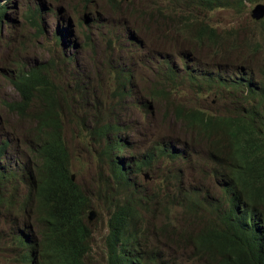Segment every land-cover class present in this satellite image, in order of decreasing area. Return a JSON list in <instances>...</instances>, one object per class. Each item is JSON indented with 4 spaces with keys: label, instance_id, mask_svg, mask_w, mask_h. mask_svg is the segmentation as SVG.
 Instances as JSON below:
<instances>
[{
    "label": "rangeland",
    "instance_id": "1",
    "mask_svg": "<svg viewBox=\"0 0 264 264\" xmlns=\"http://www.w3.org/2000/svg\"><path fill=\"white\" fill-rule=\"evenodd\" d=\"M121 2L125 4L119 9L111 6ZM181 3V7L191 4L189 0H181ZM259 3L264 4V1ZM259 3H246V9L232 5L198 14L208 19L221 34L233 28L238 30L241 42L258 41L264 38V27L253 22L251 12ZM8 4L0 27V156L4 142L12 145L0 162L2 171L6 169L16 174L23 184L18 191L12 184L6 188L7 197L14 191L18 195L15 194V209L0 213V264L18 261L15 256L18 250L11 247L12 234L17 235V231L36 242L41 240L37 203L34 195L26 194L28 179L37 180L40 168V140H36L33 133L38 124H25L19 115L7 110L6 104L20 100L13 85L16 77L45 64H50L51 78L61 91L62 84L65 95L71 90L69 104L62 103L63 135L70 153L71 175L90 197L94 212L90 221L85 218L92 232L90 264H106L103 240L107 234L109 204L105 200H111L107 194H114L115 188L109 167L104 159L100 160L99 154L103 146L115 138L125 147L114 154L120 162L127 163L128 168H133L131 163L140 160L154 144H170L181 154L177 162L158 161L148 171L130 173L129 181L141 192L158 194L163 202L160 209L151 206L149 214L143 216L147 221L149 244L154 245L168 264H195L192 246L185 249L181 247L183 242L178 247L170 242L172 228L182 230L188 225L181 208L175 205L177 193L167 176L172 174L181 179L184 191L200 187L208 198H217L214 182L205 177L215 164L209 159L210 149L202 134L184 120L175 118L173 106L212 117L232 115L261 104L264 107L263 100L258 103L260 94L264 93V53L233 52L217 57L214 48L197 44L185 34H176L166 46L165 30L161 28L171 25L176 29L177 22L161 21L155 10L157 6L174 8L175 4L167 0H10ZM130 4L141 14L129 11ZM86 17L88 23L83 22ZM40 26L42 32H39ZM58 35H61L59 42ZM170 67L175 71V78L167 79ZM119 70L132 75L131 93L125 97L115 91ZM209 75L215 77V84L216 75L222 81L244 76L255 84V96L244 102L239 95L232 96L215 84L211 88L205 85V89L197 92L191 78ZM163 83L170 91L168 99L153 97L150 90ZM96 116L120 129L110 131L102 140L93 139ZM26 198L31 201L23 210ZM118 199V196L114 198L112 205ZM168 218L171 225L165 235L169 239H159L156 243L149 232H154ZM176 235L186 239L188 231L184 229Z\"/></svg>",
    "mask_w": 264,
    "mask_h": 264
},
{
    "label": "trees",
    "instance_id": "2",
    "mask_svg": "<svg viewBox=\"0 0 264 264\" xmlns=\"http://www.w3.org/2000/svg\"><path fill=\"white\" fill-rule=\"evenodd\" d=\"M261 1L264 0H189L192 5L183 10L181 0H174L176 9L171 18H177L176 22L182 25L180 32L192 35L197 44L217 48V57L233 52L264 53V38L241 42L238 30L231 28L221 34L197 14L232 5L246 9V3ZM6 12L7 5L0 4V26ZM169 18L163 17V20ZM83 22L88 23V17ZM253 22L264 27V21ZM35 25L39 27L36 20ZM51 70L50 64H45L19 74L13 85L20 100L6 104L7 110L19 115L26 121L25 124H38L33 133L36 140H40L38 177L35 181L28 179L26 194L34 195L37 203L41 240L36 242L20 231L16 232L17 235L12 234L11 247L18 250L15 255L18 261L14 264H90L92 232L85 218L92 210L91 200L71 178L70 153L63 135L62 103L69 104L71 90L65 95L64 85L61 91L51 78ZM168 71L167 79L175 78L172 67ZM116 74V93L120 97L128 96L132 75L120 70ZM204 76L191 78L197 92L205 89V85L211 88L215 84L213 75ZM215 85L232 96L239 95L244 102L255 96V84L244 76L222 81L216 75ZM166 88L167 85L160 84L150 90V94L168 99L170 91ZM74 91L78 94L76 89ZM260 96L258 103H263L264 93ZM261 105L216 117L173 106L175 118L184 120L190 128H197L202 134L210 149L209 159L215 164L205 177L214 182L217 198H208L200 187L184 191L181 179L172 174L167 176L168 183L177 193L175 205L181 208L188 225L184 228L188 231L186 239L176 235L184 229L174 227L170 232V242L175 247L183 242L181 247L185 249L192 246L195 264H264V107ZM96 117L93 139L102 140L110 131L120 129L116 124ZM11 145L9 141L3 143L0 159ZM124 147L115 138L107 142L99 154L100 160L104 159L109 167L115 188L114 194H107L111 200H105L109 204L107 234L103 240L106 264H168L162 260L154 245L147 241V221L143 219L145 214H149L151 206L162 207V199L158 194L148 195L132 186L129 175L136 171H148L158 161L177 162L181 154L170 144H154L140 160L131 163L133 168H128V164L120 162L114 154V151L120 152ZM1 168L0 162V213L4 214L15 209V194L18 195L14 191L7 197L8 184L14 185L18 191L23 182L16 174ZM117 196L119 199L112 205ZM30 201L26 198L21 209L25 210ZM169 225L171 220L168 218L154 232H149L156 243L159 239H169L165 235ZM204 259L205 263L202 262Z\"/></svg>",
    "mask_w": 264,
    "mask_h": 264
},
{
    "label": "clouds",
    "instance_id": "3",
    "mask_svg": "<svg viewBox=\"0 0 264 264\" xmlns=\"http://www.w3.org/2000/svg\"><path fill=\"white\" fill-rule=\"evenodd\" d=\"M9 1L10 0H6V2H3V3H1L0 2V4L1 5H4V4H6L7 5V11H8V8H9ZM89 1V0H88ZM91 1V0H90ZM167 2L169 3V4H176L175 2H174V0H167ZM122 4H125V3H123V2H121V3H119V4H111V6L114 8V9H119V7L122 5ZM260 4V3H259ZM262 4V3H261ZM192 4H188V5H186V6H183V7H181L183 10H186L188 7H190ZM130 7H131V9H129V11H133L134 13L136 12V13H138V14H141L140 12H138L137 10H135L134 8H133V5L132 4H130ZM176 9V5H175V7L174 8H167V7H163V8H161V7H159V6H157L156 7V10H155V12H156V14L158 15V16H160L161 17V21H164L163 20V17H170L169 19H165V20H168V21H171L172 23H175L176 22V20H177V18H171V17H173V14L172 13H174V10ZM181 9V10H182ZM38 11V10H37ZM211 13V12H210ZM198 14V13H197ZM6 15H7V12H6ZM6 15H5V17H4V21H5V18H6ZM171 15V16H170ZM199 15V14H198ZM149 17H152V16H154V15H148ZM201 16V15H200ZM142 18V17H141ZM202 18L207 22V23H210L209 21H208V19H206L205 17H203L202 16ZM3 21V22H4ZM253 21H255V20H253ZM262 21V20H261ZM256 22H260V21H256ZM159 23V22H158ZM3 24V23H2ZM211 25V24H210ZM2 26V25H1ZM0 26V27H1ZM212 27H214L213 25H211ZM182 28V25H180L178 22H177V27H176V29L173 27V26H171V25H165V26H163L161 29H164L165 30V40H166V46H167V44H168V42H170V38H174L175 37V35L176 34H184L183 32H180V29ZM215 29H217L216 27H214ZM40 29H42L41 28V26H40ZM177 30H178V32H177ZM39 32H42V31H39ZM186 36H188L189 37V39L191 40V41H194V42H196L194 39H193V37H192V35H190V34H185ZM158 37H160L159 35H158ZM58 38H60L59 39V41L61 40V35L59 36H57L56 37V40H57V42H59L58 41ZM160 42H161V44H162V46H163V41H162V38L160 37ZM200 47V46H199ZM215 50H216V52H217V48H214ZM62 66H64V63H62ZM168 90V89H167ZM169 91V90H168ZM162 97V96H161ZM71 178H72V180H74L73 179V176L71 175ZM90 212H93V210H90L89 212H88V214H87V218L89 217V213ZM93 214H94V212H93ZM16 255V254H15Z\"/></svg>",
    "mask_w": 264,
    "mask_h": 264
},
{
    "label": "water",
    "instance_id": "4",
    "mask_svg": "<svg viewBox=\"0 0 264 264\" xmlns=\"http://www.w3.org/2000/svg\"><path fill=\"white\" fill-rule=\"evenodd\" d=\"M252 19L255 21H261L264 20V4H257L252 12H251ZM94 214L93 212L89 213L88 220L90 221L93 218Z\"/></svg>",
    "mask_w": 264,
    "mask_h": 264
},
{
    "label": "bare ground",
    "instance_id": "5",
    "mask_svg": "<svg viewBox=\"0 0 264 264\" xmlns=\"http://www.w3.org/2000/svg\"><path fill=\"white\" fill-rule=\"evenodd\" d=\"M14 2V1H13ZM252 57V56H251ZM247 73V72H246ZM226 148V147H225ZM223 157V156H222ZM181 159H182V157H181Z\"/></svg>",
    "mask_w": 264,
    "mask_h": 264
}]
</instances>
